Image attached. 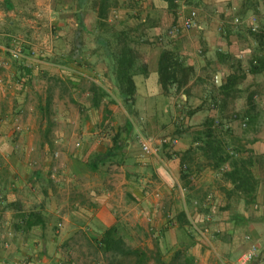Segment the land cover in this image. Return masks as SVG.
<instances>
[{
	"label": "crops",
	"instance_id": "crops-1",
	"mask_svg": "<svg viewBox=\"0 0 264 264\" xmlns=\"http://www.w3.org/2000/svg\"><path fill=\"white\" fill-rule=\"evenodd\" d=\"M173 2L140 0L115 12L144 28L141 52L149 76L136 78L135 105L128 109L98 56L86 52L80 62H69L78 27L69 4L0 0V60L10 63L0 87V264H95L82 261L87 245L97 247L105 230L121 229L119 222L135 210L151 220L145 231L156 233L151 248L164 258L189 232L195 241L187 254L195 264H217L219 256L233 260L252 243L260 256L250 264H264V0ZM181 8L197 11L198 27L170 37ZM253 16L261 39L245 25L234 26L235 18ZM14 39L27 60L11 59L7 49ZM163 52L189 72L177 92L166 93L159 82ZM101 90L107 97L100 100ZM16 123L23 128L19 135ZM138 133L160 146L158 157L134 148ZM118 134L125 165L108 159L97 172L90 170L93 156L112 149ZM163 138L176 144L162 146ZM73 140L89 144L73 153ZM216 142L222 147L216 152L205 146ZM56 146L67 155L59 168L65 163L66 173L61 171L70 185L50 180ZM228 147L235 167L223 162ZM37 159L32 168L29 162ZM131 161L146 167L134 192L126 176ZM234 170L246 184L226 174ZM97 176L103 180L89 182ZM30 215V222L38 220L32 225L25 221Z\"/></svg>",
	"mask_w": 264,
	"mask_h": 264
},
{
	"label": "trees",
	"instance_id": "trees-1",
	"mask_svg": "<svg viewBox=\"0 0 264 264\" xmlns=\"http://www.w3.org/2000/svg\"><path fill=\"white\" fill-rule=\"evenodd\" d=\"M139 1L55 0L56 4H69V9L73 11V16L78 24L72 35L68 51L69 62H80L79 58L86 52L98 56L99 61L103 62L108 70L107 78L112 82L119 99L128 109L135 105L136 78L149 76L148 66L144 62L141 52V47L145 43L144 28L130 26L126 21L120 20L115 12L123 7L135 8L139 5ZM169 1L175 5L174 0ZM89 15L94 18L92 28H89L86 22ZM262 33L258 30L252 35L254 39H261L263 38ZM172 59L173 54L163 52L159 62V82L166 93H169L172 88H175L176 92L179 91V88L184 86L190 78L189 72L186 69L178 68ZM104 97L107 96L101 90L98 93V98L101 100ZM184 114L187 115V113ZM120 136L118 134L113 138V147L106 154L93 156L89 166L90 170L97 172L100 167L105 165L104 161L108 159H113L119 165H125L123 156H121L123 142ZM205 146L212 151L222 149L221 144L217 142L215 145L209 143ZM226 151L227 157L223 162L235 167L237 162L232 161L234 154H230L234 151L230 147L226 148ZM240 164L244 166L245 162L242 161ZM226 174L233 179H241L242 184L247 183V177L238 170ZM126 176L127 179L133 177L131 172H127ZM30 217L34 216L26 217L27 224L32 225L38 221L30 222L28 219ZM178 220L181 223L189 224L185 216H180ZM194 241L193 234L184 233L180 236V246L169 259H165L159 249L149 253L145 249L133 247L125 240L119 227L114 225L104 231L96 240V244L106 256L108 264H195V258L187 254L188 248Z\"/></svg>",
	"mask_w": 264,
	"mask_h": 264
},
{
	"label": "rangeland",
	"instance_id": "rangeland-1",
	"mask_svg": "<svg viewBox=\"0 0 264 264\" xmlns=\"http://www.w3.org/2000/svg\"><path fill=\"white\" fill-rule=\"evenodd\" d=\"M93 17L92 15H89L87 17V25L89 26V28L91 27L92 23H93ZM15 128V126H13V129ZM15 135H19L20 133H16L14 131ZM152 136V135H151ZM14 137L15 140H19L20 136H12ZM35 140V138L39 137V136H32ZM86 140V139H85ZM35 142H33L34 144ZM88 143L87 141L84 140H80V142H76L75 140L72 141V146H71V152H75L74 151V147H76L77 145H81L83 146V144ZM55 144V142H54ZM134 148L138 150V145L137 144V140L134 141L133 143ZM18 149H21V143H18ZM82 146H80V150L83 148ZM99 146H101V144H99ZM31 148H36L38 149L39 147L36 145H32ZM64 153V156L62 155V153ZM65 157H67L65 150L63 148H59V146H56L55 150L52 152V159H53V163L54 161L57 162V164H55V169L52 170V174L54 175V178H51V181H55V180H61V182L65 183V182H70L71 181V177L68 176L66 173V169H65V163L62 164L63 167L59 168V166L62 163V159H65ZM39 162L40 160L37 159L35 161L29 162L30 166L32 168H36L39 166ZM130 166L132 167V175L133 177L131 178L132 183H134V187L135 189L133 190V188L131 189L132 192L136 191L139 187V181L142 179H145L146 176V170L144 171V168H146L145 166H137V163H135L134 161H131ZM64 168V169H63ZM61 170L65 171V173H63ZM115 175H118L117 171H113ZM51 174V175H52ZM95 175V174H94ZM97 175H100L99 173ZM100 176L94 177V180H89V182H94V183H98V181H102V178H99ZM139 178V179H138ZM120 180V178H119ZM58 182V181H57ZM71 183H69L70 185ZM32 190V189H31ZM153 196L157 197V193H153ZM136 215V216H135ZM141 217L143 218V216H140L139 213L135 211H132V213L127 216V218H129L128 220L124 219V222L122 224V222H119L120 224V232L121 234L124 236L125 240L132 245L135 248H142L147 250L149 253H151L154 249L151 248L152 245L155 246V241L157 239L158 236L153 235L154 232L150 230V232L145 231V229L149 231L150 228L153 227V224L151 223V220H147V217L145 219H141ZM144 231V232H143ZM156 234V233H155ZM142 235V236H140ZM87 251H88V258L85 256L83 257V263H86L87 259L88 261H91L92 263L95 264H108L107 260H106V256L94 245V244H90L87 245ZM78 255H80L78 253ZM91 256V257H89ZM170 256H168L167 258L165 257V259H169ZM123 261H126V259H123Z\"/></svg>",
	"mask_w": 264,
	"mask_h": 264
},
{
	"label": "built area",
	"instance_id": "built-area-1",
	"mask_svg": "<svg viewBox=\"0 0 264 264\" xmlns=\"http://www.w3.org/2000/svg\"><path fill=\"white\" fill-rule=\"evenodd\" d=\"M179 15L181 21L168 30V35L170 37L178 36L182 31H191L198 27L197 18L198 13L196 10L192 9L186 12L184 8H181ZM247 22V23H246ZM234 26H246L248 30L254 34L258 32L257 20L253 16L248 21L243 20L242 18L234 19ZM11 59L15 62L27 60L25 54V49L20 40L14 39L11 42V47L7 49ZM10 66L8 61L0 60V87L3 85V72L7 70ZM14 131L16 133H21L23 128L20 124L16 123ZM137 142L141 149L142 155L145 157H158L160 154V146L152 139L145 138L143 134H137ZM162 146L173 147L176 144L175 140L169 138H163L160 141ZM153 235H156L155 233ZM260 256V248L257 244L252 243L249 248L240 253L235 259L231 260L227 257L219 256L217 264H250L255 261Z\"/></svg>",
	"mask_w": 264,
	"mask_h": 264
},
{
	"label": "water",
	"instance_id": "water-1",
	"mask_svg": "<svg viewBox=\"0 0 264 264\" xmlns=\"http://www.w3.org/2000/svg\"><path fill=\"white\" fill-rule=\"evenodd\" d=\"M220 80H221V76L218 75V76H217V82L220 83Z\"/></svg>",
	"mask_w": 264,
	"mask_h": 264
}]
</instances>
